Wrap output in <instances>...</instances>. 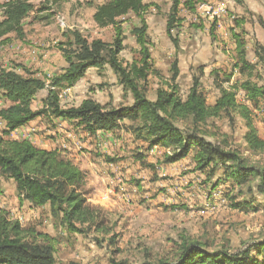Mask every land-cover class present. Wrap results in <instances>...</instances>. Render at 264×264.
Segmentation results:
<instances>
[{"label": "trees", "instance_id": "16d2710c", "mask_svg": "<svg viewBox=\"0 0 264 264\" xmlns=\"http://www.w3.org/2000/svg\"><path fill=\"white\" fill-rule=\"evenodd\" d=\"M235 1L243 3V0ZM200 2L172 0L166 32L176 52L180 39L174 35V30L179 31L185 21V17L180 16L181 8L196 13ZM0 7L3 10L0 43L12 32L22 36L23 21L32 13L50 9L43 4L37 10L33 0H9ZM149 7L145 0H106L97 4L94 21L102 28L113 27V39L89 40L79 31H70L67 40L59 44L66 66L50 79L20 64L0 67V99L9 103L0 107V120L5 124L0 132V179L15 183L21 204L49 206L52 218L63 232L84 235L94 232L109 236L111 243L116 236L107 223L103 207L92 204L88 198L90 191L84 188L88 177L85 170L59 148L46 149L29 138L12 136L15 130L41 116L69 121L91 136L99 131L131 133L136 139L148 142L149 149L164 147L163 163H175L191 155L194 170H200L209 180L217 177L209 184L213 190L227 182L231 186L230 193L240 188L237 193L228 195L234 209L259 210L253 198H243L241 189L247 186V192L252 194L255 183L257 192L264 195V164L251 161V156L264 154V138L259 134L254 113L264 103V44H256V60L249 61L246 18L236 16L231 28L235 43L231 71L214 68L210 72L219 91L216 101L208 103L201 88L204 65L198 66L199 74L193 75L184 98L178 81L179 57L176 55L172 61L171 76H165L155 64L145 17ZM129 14L138 16L141 23L132 29L138 44L137 55L126 62L121 53L126 39L124 17ZM35 18H39L38 15ZM260 23L264 26L263 20ZM217 26L218 21L214 20L210 28L213 39H217ZM107 66L116 74L123 91L132 95V104H102L88 97L79 105H62V90L73 88L89 69L101 71ZM236 73L240 78L234 80ZM151 78L158 80L155 98L149 97ZM42 90L47 94L38 98ZM240 95L244 101L240 100ZM236 116L245 124L244 140L251 156L233 144L229 133L211 129L215 127L214 121L222 118L233 127ZM136 158L144 161L145 155L138 152ZM106 159L108 162L116 160L109 156ZM146 167L155 169L156 165L146 163ZM96 241L102 242L98 237ZM175 245L173 258L163 256L142 264H264V238L246 243L238 250L228 245L211 249V244L181 234ZM0 264H58L56 239L34 226H23L9 211L0 208ZM111 264L129 263L113 259Z\"/></svg>", "mask_w": 264, "mask_h": 264}, {"label": "rangeland", "instance_id": "374dc122", "mask_svg": "<svg viewBox=\"0 0 264 264\" xmlns=\"http://www.w3.org/2000/svg\"><path fill=\"white\" fill-rule=\"evenodd\" d=\"M7 1L9 0H0V6ZM105 1L33 0L37 10L43 4L50 9L32 13L26 18L23 21L22 36L16 32L5 36L7 38L0 43V67L12 68L20 64L36 71L37 75L50 79L51 75L66 66L59 44L67 40L70 31H79L89 40L100 38L111 41L114 37L113 27L102 28L93 18L95 6ZM145 2L150 4L145 17L149 25L155 64L165 76H171L172 61L176 55L179 57L181 73L178 81L185 98L192 85L193 75L199 74L198 66L204 65L208 69L214 62L222 61L218 58L217 48L226 46H218L220 42H215L210 36L211 24L218 20V29L225 27L224 22L230 14H236L235 10L242 6L234 0H201L196 13L181 8L180 16L185 17V21L179 31L174 30V35L180 39L176 52L174 43L166 32L172 0ZM260 2L264 6V0ZM206 3L222 6L225 11L220 17H209L204 8ZM2 13L0 7V19H3ZM35 15L39 18H35ZM124 19L126 39L121 56L129 62L137 55L138 49L132 29L141 22L134 14H129ZM259 20L257 15L256 21L251 19L249 22V28H254L251 38L253 49L257 43L264 44V28L257 23ZM226 32L227 29L222 36L219 32L218 35L222 40L228 41ZM250 32L252 34V30ZM224 62H221V68L230 72L233 61L232 64L229 63L230 66ZM18 70L21 71L20 68ZM209 72L210 70H206L202 77L201 88L208 103L213 104L219 91ZM237 78L240 75L234 76V80ZM157 81L155 78L150 80V98H155ZM46 93V90H42L38 98ZM60 95L63 106L79 105L88 97L102 104L116 106L133 102L132 95L123 91L116 74L108 66L101 71L89 69L71 91L64 89ZM239 97L244 101L242 95ZM8 104L7 100L0 99V107ZM254 113L259 134L264 138V103ZM214 122L215 127L211 129L229 133L233 144L250 155L244 140L246 127L239 116H236L233 127L225 118ZM55 124L57 123L51 119L41 116L30 124L29 133L40 135L43 141L51 143L65 135V131H74L76 144L72 143L71 138L69 142L75 146L78 154L84 155L77 162V153L74 150L69 153L73 154L71 157L79 166L86 165L84 170L88 177L84 188L90 191L88 198L92 204L103 207L107 223L116 235L111 243L109 236L96 235L94 232L88 235L63 232L52 218L49 206L38 208L28 202L21 204L15 183L0 179V208L9 211L11 217L18 219L23 226H34L37 230L52 235L56 239L58 264H111L113 259L124 260L129 264H142L163 256L173 258L175 244L179 242L181 234L205 241L211 244V249L228 245L232 250H238L246 243L264 238V195L257 192L255 183L252 194L247 192V186L241 191L243 198L255 200L254 205L259 210L254 212L234 209L228 195L237 193L240 188H235L230 193L231 186L227 182L213 190L209 184L217 177L209 180L206 174L194 170L191 155L183 162L163 163L165 148L149 149L148 142L136 139L131 133L118 131L110 140L109 137L81 136L69 124L58 132ZM4 127V122L0 120V132ZM26 133L28 134L27 131ZM20 137L18 134V138ZM33 142L39 143L34 139ZM138 152L144 153V161L136 158ZM108 156L116 160L108 162ZM251 161L264 164V154L251 156ZM146 163H152L156 168H148ZM220 173L219 171L217 175ZM97 237L102 240L101 243L96 241Z\"/></svg>", "mask_w": 264, "mask_h": 264}, {"label": "crops", "instance_id": "0c3cea01", "mask_svg": "<svg viewBox=\"0 0 264 264\" xmlns=\"http://www.w3.org/2000/svg\"><path fill=\"white\" fill-rule=\"evenodd\" d=\"M235 3L238 4L239 6H242L241 9L235 10L237 12L236 14L235 13L230 14V17L228 18V20H226L224 22L225 27H223V28L221 27V29H218L219 25L217 26V28H216L217 39H213V40H215V42L216 41L220 42V44H218V46H226V48H223V47L217 48V51L219 52L218 58H220V60H222V61H225L224 63L228 64V66H230V64H229L230 62L232 64V61H233L232 53H234L233 50L235 48V43H234L232 36H231V28L234 25V18L236 16H239V17L243 16L246 18V23L244 26H245V30H246L245 36H246V41H247V45H246V47H247V59L251 62H254L256 60V54H255V46L256 45L254 46V49H253V40L251 41V38H253L254 28H253V26H252V29L249 28V24H250L249 22L251 21V19L256 21L257 15L260 17L259 21H262L261 18L264 19V6H261L260 0H243V3H237L236 1H235ZM257 23L260 24L264 28V26L260 22H257ZM257 26H259V25H257ZM226 29H227V32L225 34H228V36H229L228 41L226 40L227 42L225 40L221 39V36H222L223 32H225ZM251 30H252V34L250 32ZM218 32L221 34V36L218 35ZM251 57H253V59H251ZM222 61H220L218 63L214 62L213 64H211V66L208 69L207 68L205 69V73H206V70H210V72H211V70L214 68H221L220 64H222L221 63ZM179 63H180V61H179ZM210 72H209V74H210ZM236 75H239V74L237 73ZM73 88L67 89L68 92L71 91ZM38 118H40V117H38ZM51 121L57 123V124H55V126H56V130L58 132L60 130H63V127L67 126L69 124L71 127L76 128V130H78V132L80 134H82L81 136H83V135L88 136V137L91 136L87 131H85L79 127H74L73 124L69 121H66V120L60 121L57 119L51 120ZM32 123H33V121L29 122L28 124H26L25 126L19 128V129L15 130L13 132L12 136L14 138H18V134H19L21 136L20 138H29L31 141H33V139L37 140V142H39V143H37V145L40 147L46 148V149L59 148V149L63 150V152L66 153L70 158H72L71 156H73V154H71L69 152H72L74 150V152L77 153L76 154L77 162H78V159L81 158L80 156L84 155V154H81V155L78 154V152L75 149V146L72 145V143L76 144V139H75L76 134L73 133L74 131H71L70 133H67V131H65V132L63 131L65 135H62V137L60 139H56V142L52 140L51 143H49V142L43 141V139L40 135L36 136V135H31L29 133L31 131L30 124H32ZM26 131L28 132V134L26 133ZM115 134L116 133H114L113 131H99L98 134L94 135L93 137H98V138L109 137L110 140H112V138L114 137ZM65 137L67 138V140H65ZM70 138L73 140L72 143L69 142ZM61 146L64 149H62ZM161 147L162 146H155L152 149L154 150L155 148H161ZM162 148H164V147H162ZM186 158H184L178 162H183L186 160ZM175 163H177V162H175ZM171 164H174V163H171ZM79 167L83 170L87 168L86 165H84V164L82 166H79ZM24 203H26V202H24ZM28 204H30V203H28ZM38 208H40V207H38Z\"/></svg>", "mask_w": 264, "mask_h": 264}, {"label": "built area", "instance_id": "2783aa9c", "mask_svg": "<svg viewBox=\"0 0 264 264\" xmlns=\"http://www.w3.org/2000/svg\"><path fill=\"white\" fill-rule=\"evenodd\" d=\"M205 11L207 14H209V17H220L222 16V14L224 13V7L222 6H216L212 3H206V5L204 6ZM223 201V198H222Z\"/></svg>", "mask_w": 264, "mask_h": 264}]
</instances>
